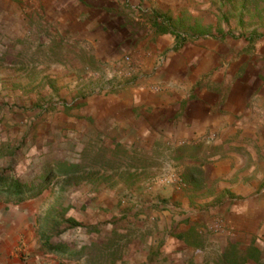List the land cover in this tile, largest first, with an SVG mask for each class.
<instances>
[{
    "label": "rangeland",
    "instance_id": "1",
    "mask_svg": "<svg viewBox=\"0 0 264 264\" xmlns=\"http://www.w3.org/2000/svg\"><path fill=\"white\" fill-rule=\"evenodd\" d=\"M2 2L0 175L29 181L58 162L82 171L54 178L22 204L0 197V264H223L218 237L240 241L227 215L255 178L235 164L231 178L214 177L215 163L242 153L247 168L263 173L264 127L227 132L223 145L206 133L174 142L162 135L153 146L120 142V127L92 129L89 98L118 88L109 76H83L90 70L53 50L68 42L61 44L59 24L44 12L46 0ZM124 7L143 38L158 33L157 22L184 42L210 44L199 83L208 80L224 98L235 89L247 94V107L264 119V0H124ZM126 54L144 70L140 52ZM121 66L111 78L129 87L135 74L124 70V57ZM215 152L221 157L211 160ZM57 244L67 250L51 253Z\"/></svg>",
    "mask_w": 264,
    "mask_h": 264
},
{
    "label": "crops",
    "instance_id": "2",
    "mask_svg": "<svg viewBox=\"0 0 264 264\" xmlns=\"http://www.w3.org/2000/svg\"><path fill=\"white\" fill-rule=\"evenodd\" d=\"M2 4L0 0V7ZM42 5L48 17L59 24L61 44L68 42L65 47L59 45L60 48L53 50L68 55L75 67L90 70L83 76H109L110 87L118 88L89 98L84 112L94 119L92 129L120 127L123 132L120 142L153 146V139L162 135L174 142L196 139L206 133H210V141L223 145L227 132H236L242 126L243 130L264 127L260 113L247 107L252 99L247 94L235 89L231 96L224 98L210 89L208 80L199 83L212 59L210 44L205 48L187 43L178 34L177 38L168 32L143 38L133 25L135 16L126 18L124 0H46ZM12 18L15 17L12 15ZM129 51L142 54L144 70L127 80L125 85L129 87L118 86L120 78L111 77L122 67L123 55ZM217 132H221L218 137ZM234 155L228 152L215 163L213 176L228 174L231 178L235 164V171L244 169L242 176L255 179L244 185L240 190L242 197L228 212V228L241 238L238 243H231L240 244V252L256 247L262 252L263 262L264 187L260 188L259 184L264 172L259 175L255 166L247 168L248 160L242 153L234 163ZM210 157L213 160L221 154L215 152ZM226 234L218 237L222 252L229 244ZM245 264L258 262L248 259Z\"/></svg>",
    "mask_w": 264,
    "mask_h": 264
},
{
    "label": "trees",
    "instance_id": "3",
    "mask_svg": "<svg viewBox=\"0 0 264 264\" xmlns=\"http://www.w3.org/2000/svg\"><path fill=\"white\" fill-rule=\"evenodd\" d=\"M154 26L159 33H167L170 31L169 26L160 25L157 22H154ZM81 171L82 169L78 164L58 162L55 166L48 167L41 177L29 181H23L14 175L1 174L0 197H5L8 203L16 205L22 204L27 200L40 196L46 185L54 178L62 175L71 177L79 174ZM179 237L189 243L188 233L179 234ZM50 247L51 253H61L67 250L63 244L51 245ZM261 255L262 252L254 246H250L244 252H240L236 243L233 244L230 242L223 251L221 260L223 264H245L248 259H254L258 264H262Z\"/></svg>",
    "mask_w": 264,
    "mask_h": 264
},
{
    "label": "built area",
    "instance_id": "4",
    "mask_svg": "<svg viewBox=\"0 0 264 264\" xmlns=\"http://www.w3.org/2000/svg\"><path fill=\"white\" fill-rule=\"evenodd\" d=\"M124 63H125V71L130 76L136 74L138 72L137 68V62L133 55L130 54H124Z\"/></svg>",
    "mask_w": 264,
    "mask_h": 264
}]
</instances>
